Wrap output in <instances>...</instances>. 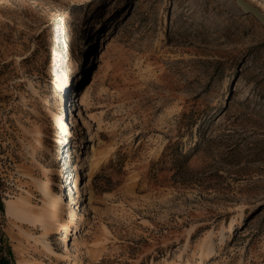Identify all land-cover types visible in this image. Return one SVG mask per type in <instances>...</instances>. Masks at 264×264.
Returning a JSON list of instances; mask_svg holds the SVG:
<instances>
[{"label":"rangeland","instance_id":"374dc122","mask_svg":"<svg viewBox=\"0 0 264 264\" xmlns=\"http://www.w3.org/2000/svg\"><path fill=\"white\" fill-rule=\"evenodd\" d=\"M238 2L0 0V260L56 264L55 192L83 222L62 264H264V24Z\"/></svg>","mask_w":264,"mask_h":264},{"label":"bare ground","instance_id":"6f19581e","mask_svg":"<svg viewBox=\"0 0 264 264\" xmlns=\"http://www.w3.org/2000/svg\"><path fill=\"white\" fill-rule=\"evenodd\" d=\"M244 4L247 5L249 9H252L253 7L248 4L246 0H244ZM240 11H244L242 8H240ZM83 103H86V101L83 99ZM78 104V103H76ZM63 103L61 104V110H63ZM79 105V104H78ZM64 115L60 114L56 117L57 123L60 125L61 133L63 135L64 140L63 142L66 143L69 141V138L71 136H74V133L72 132L71 127H67L65 122L63 121ZM76 138V137H75ZM94 149V148H93ZM93 161L91 160L89 164V168L91 172L89 174H85L87 177L88 175L91 177L92 173L99 167L98 161H96L97 157V151L93 150ZM100 157V156H99ZM98 158V157H97ZM103 158V157H102ZM100 160V159H99ZM101 161V160H100ZM83 167V165H82ZM60 175L62 174L63 170H58ZM82 176V175H81ZM80 176V173L78 174V177L75 180L74 188L77 190L79 189V186L82 184V177ZM89 177V178H90ZM90 191V190H89ZM90 194V193H89ZM92 195V194H91ZM90 195V196H91ZM48 199H50L51 205L49 207L50 211L53 212V216L56 217L54 223L51 226V229L55 231V233H61L62 234V240L60 241L62 244H64V251L56 253V264H62L64 260H67L70 258V251L68 249V243H69V236L71 235H77V232L80 231L81 225H83V222H77L75 219V215L71 214V217L69 219H65L64 213L66 211V204L64 203V200L61 199V196L59 193H48ZM234 225H231L229 228V233L234 229ZM45 229L46 227L43 226ZM41 252H52V245L49 240H44L41 244ZM212 255V253L210 254ZM83 258L82 255L75 256V259L72 264H83Z\"/></svg>","mask_w":264,"mask_h":264},{"label":"water","instance_id":"95a60500","mask_svg":"<svg viewBox=\"0 0 264 264\" xmlns=\"http://www.w3.org/2000/svg\"><path fill=\"white\" fill-rule=\"evenodd\" d=\"M240 8L244 10L247 14H254L258 17V19L264 24V14L260 12L257 8L253 7L252 9H249L246 4H244V0H240V3L238 2Z\"/></svg>","mask_w":264,"mask_h":264},{"label":"trees","instance_id":"16d2710c","mask_svg":"<svg viewBox=\"0 0 264 264\" xmlns=\"http://www.w3.org/2000/svg\"><path fill=\"white\" fill-rule=\"evenodd\" d=\"M9 262L8 261H6V260H0V264H8Z\"/></svg>","mask_w":264,"mask_h":264}]
</instances>
